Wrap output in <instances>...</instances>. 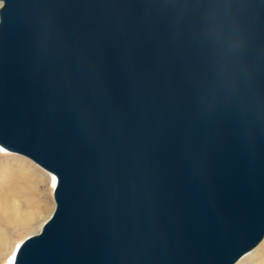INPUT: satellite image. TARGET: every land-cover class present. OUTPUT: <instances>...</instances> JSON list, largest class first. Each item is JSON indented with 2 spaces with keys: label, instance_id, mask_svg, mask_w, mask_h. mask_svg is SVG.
<instances>
[{
  "label": "water",
  "instance_id": "1",
  "mask_svg": "<svg viewBox=\"0 0 264 264\" xmlns=\"http://www.w3.org/2000/svg\"><path fill=\"white\" fill-rule=\"evenodd\" d=\"M0 2V145L56 177L11 264H237L264 241V111L203 109L140 0Z\"/></svg>",
  "mask_w": 264,
  "mask_h": 264
},
{
  "label": "clouds",
  "instance_id": "2",
  "mask_svg": "<svg viewBox=\"0 0 264 264\" xmlns=\"http://www.w3.org/2000/svg\"><path fill=\"white\" fill-rule=\"evenodd\" d=\"M140 2L149 25L181 58L203 109L231 106L253 113L264 111L260 0Z\"/></svg>",
  "mask_w": 264,
  "mask_h": 264
},
{
  "label": "rangeland",
  "instance_id": "3",
  "mask_svg": "<svg viewBox=\"0 0 264 264\" xmlns=\"http://www.w3.org/2000/svg\"><path fill=\"white\" fill-rule=\"evenodd\" d=\"M20 175H23L27 184L33 186L30 192L33 200H42L41 212L37 222L28 227H17L10 231L8 240L0 251V264H11L19 243L28 236L38 233L50 218L56 206L54 200L56 180L52 173L44 170L23 155L10 151H0V190L6 188L8 183L17 179ZM241 262L239 264H264V241L248 253Z\"/></svg>",
  "mask_w": 264,
  "mask_h": 264
},
{
  "label": "bare ground",
  "instance_id": "4",
  "mask_svg": "<svg viewBox=\"0 0 264 264\" xmlns=\"http://www.w3.org/2000/svg\"><path fill=\"white\" fill-rule=\"evenodd\" d=\"M0 151L7 152L8 150L6 151L0 145ZM32 188V185L26 183L23 175H20L8 183L6 188L0 190V251L4 248L10 231L17 227L25 228L37 222L42 200H33L30 193ZM244 257L237 264L243 262Z\"/></svg>",
  "mask_w": 264,
  "mask_h": 264
}]
</instances>
